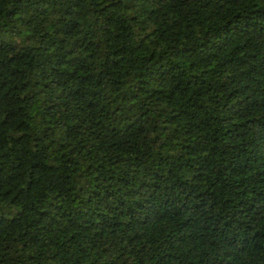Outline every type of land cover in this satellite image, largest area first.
Instances as JSON below:
<instances>
[{
	"label": "trees",
	"instance_id": "16d2710c",
	"mask_svg": "<svg viewBox=\"0 0 264 264\" xmlns=\"http://www.w3.org/2000/svg\"><path fill=\"white\" fill-rule=\"evenodd\" d=\"M0 264H264V0H0Z\"/></svg>",
	"mask_w": 264,
	"mask_h": 264
}]
</instances>
